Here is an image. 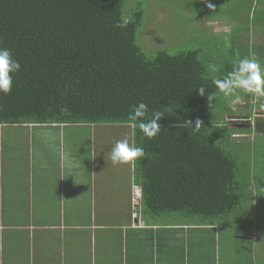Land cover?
<instances>
[{
	"label": "trees",
	"instance_id": "obj_1",
	"mask_svg": "<svg viewBox=\"0 0 264 264\" xmlns=\"http://www.w3.org/2000/svg\"><path fill=\"white\" fill-rule=\"evenodd\" d=\"M234 1L229 33L209 37L213 44L203 42L202 48L174 54L158 51L148 57L137 43L145 13L140 0H0V47L10 49L21 64L11 93H0L3 145L6 133L30 125L36 129L54 125L56 131L61 126L82 145L85 137L76 130L93 126L99 131L84 135L107 141L111 136L110 140L116 139L113 145L127 139L144 148L145 158L133 161V184L140 192L133 211L146 223L169 230L157 241L223 224L243 198L234 180L232 148L225 147L238 131L264 138V112L254 118L228 114L234 111L232 106L224 96L219 98L212 83L245 56L254 54L264 68V44L253 43L254 37H264V10H239L245 0ZM255 5L264 6V0H256ZM251 6L252 0L246 7ZM202 11L213 18L227 14L224 9ZM122 19H128V26L116 28ZM210 64L220 71L212 73ZM200 85L206 96L211 95L209 100L197 94ZM242 93L246 101L264 107V97ZM141 101L148 105L149 118L153 111L164 113L161 131L152 140L127 123L131 107ZM218 115L244 127L231 129L222 123L221 137L214 143L209 132ZM197 119L202 125L194 130ZM259 152L264 159V149ZM255 202L263 203L259 196ZM157 241L141 242L140 251L147 252L139 264H153L152 246ZM175 253L179 264L181 253Z\"/></svg>",
	"mask_w": 264,
	"mask_h": 264
},
{
	"label": "crops",
	"instance_id": "obj_2",
	"mask_svg": "<svg viewBox=\"0 0 264 264\" xmlns=\"http://www.w3.org/2000/svg\"><path fill=\"white\" fill-rule=\"evenodd\" d=\"M53 126L6 133L10 149L0 139V264H139L141 242L169 230L134 215L133 161L114 165L105 143L82 134L78 145ZM118 168L125 181L112 183ZM253 203L245 232L233 211L223 224L153 243L152 263L177 264L178 251L179 264H264V202Z\"/></svg>",
	"mask_w": 264,
	"mask_h": 264
},
{
	"label": "rangeland",
	"instance_id": "obj_3",
	"mask_svg": "<svg viewBox=\"0 0 264 264\" xmlns=\"http://www.w3.org/2000/svg\"><path fill=\"white\" fill-rule=\"evenodd\" d=\"M224 1L225 0H168L165 2V0H140L145 13L143 24L137 30V43L148 57L154 56L158 51H166L170 54H174L178 50L202 48L203 42L213 44L214 41L209 37L218 34L222 36L228 34L230 30L229 23H231L232 20L229 14L235 11V6L233 5L235 4L234 0H231L232 3L230 0ZM255 1L256 0H252V6L249 8L246 6H249L250 0H245L237 9L251 10L255 8L256 10L259 9V11L264 10V6L255 5ZM210 4L212 5L211 8L209 7ZM201 6L202 10L209 14L210 11L221 13L222 9L226 10L227 12L225 13L227 14H225V17H223V15H217L214 18L209 15L205 16L202 15L205 12L200 9ZM219 9H221V12ZM241 21L242 20H240L239 23H241ZM250 31L251 26L249 25V32ZM254 38L253 43L264 44V37L260 36ZM242 92L243 91L238 90L242 102L234 107L232 106L231 108L234 111L228 114L244 115L250 118L261 117L256 114L264 112V107L262 108L254 101H246ZM218 96L222 98L223 94L219 93ZM225 99L228 100V98ZM216 103L220 105V99L217 98ZM226 107L228 106L226 105ZM216 117L217 119L215 118L211 121L214 123L213 128L215 130L212 128L211 132H209L210 137L213 138L211 141L214 143L218 142L217 137H221L219 134L222 123L227 124L231 129L234 128L232 121L234 119H226V115H218ZM204 120H206L207 123L209 122L207 117H204ZM211 122H209L210 127L213 126ZM94 130L99 131L93 128V126L80 127V129L76 131L86 134ZM123 130L127 131L124 128ZM238 130L241 129L238 128ZM50 131H56V129L53 128L50 129ZM237 133L238 136H231L232 138H230L225 148H232L230 156L235 159L234 180L239 185L240 189H242L243 194V198L239 201V208L235 210V217L238 218L232 221L235 222L233 224L236 230H240L241 228V230L245 232L246 229H250L247 215L253 212V205L255 204L253 200H256L257 196H259L264 202V159L261 155L258 156L260 153L259 151L264 149L262 148L264 138L261 136L253 137L255 134L252 132L238 131ZM101 138V136L97 135L92 141L96 144V147L99 143H105L106 145H103V150L109 155L112 147H114L113 142L116 141V139L110 140L111 136H108V141L104 137L100 140ZM4 147L5 149H10L8 146L4 145ZM116 172H119L121 175L119 177L121 179L116 176L111 179V182L122 183V181H125L123 169L118 168ZM258 176L261 182H254L255 178ZM231 218L232 217H230V219ZM237 219H239L241 223H236ZM237 234L241 235L238 231Z\"/></svg>",
	"mask_w": 264,
	"mask_h": 264
},
{
	"label": "clouds",
	"instance_id": "obj_4",
	"mask_svg": "<svg viewBox=\"0 0 264 264\" xmlns=\"http://www.w3.org/2000/svg\"><path fill=\"white\" fill-rule=\"evenodd\" d=\"M209 7L211 8L212 5L210 4ZM128 23V19H122L118 20L114 26L118 29H124L128 26ZM208 68L212 73L220 71V68L215 64H210ZM20 70L21 64L14 59L11 50L0 47V93L5 95L11 93L14 83L13 77ZM212 83L219 93L228 98L230 106L234 107L242 102L238 90L255 94L257 97H264V68H262L254 54L245 56L236 60L233 63L232 70L223 78H214ZM196 92L200 97H207L208 100L211 98V95H205L204 85H200ZM64 111L67 112V109H64ZM163 116L162 111L156 110L151 113L149 118L148 105L141 101L131 107L127 115V123L133 129L138 128L146 138L152 140L161 131L160 121ZM188 124L192 126L191 122H188ZM201 125L202 121L197 119L194 127H192L194 130H199ZM109 156L114 165H122L139 158H145V152L143 147L129 144L127 139H122L115 143Z\"/></svg>",
	"mask_w": 264,
	"mask_h": 264
},
{
	"label": "water",
	"instance_id": "obj_5",
	"mask_svg": "<svg viewBox=\"0 0 264 264\" xmlns=\"http://www.w3.org/2000/svg\"><path fill=\"white\" fill-rule=\"evenodd\" d=\"M233 127H236V126H233ZM237 127H244V126H237Z\"/></svg>",
	"mask_w": 264,
	"mask_h": 264
},
{
	"label": "flooded vegetation",
	"instance_id": "obj_6",
	"mask_svg": "<svg viewBox=\"0 0 264 264\" xmlns=\"http://www.w3.org/2000/svg\"><path fill=\"white\" fill-rule=\"evenodd\" d=\"M263 103H264V100L262 101ZM234 115V114H233ZM236 115V114H235ZM235 120V119H234ZM234 120H232V121H234Z\"/></svg>",
	"mask_w": 264,
	"mask_h": 264
}]
</instances>
